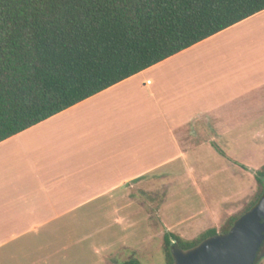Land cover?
<instances>
[{"label":"crops","instance_id":"0c3cea01","mask_svg":"<svg viewBox=\"0 0 264 264\" xmlns=\"http://www.w3.org/2000/svg\"><path fill=\"white\" fill-rule=\"evenodd\" d=\"M256 24L264 11L0 142V264H112L166 231L193 239L218 227L234 200L216 201L193 161L213 148L247 165L220 144L264 127V62L232 49ZM190 187L204 203L190 219H211L188 237L192 220L171 209ZM143 225L149 234L132 238ZM114 226L134 230L113 238Z\"/></svg>","mask_w":264,"mask_h":264},{"label":"trees","instance_id":"16d2710c","mask_svg":"<svg viewBox=\"0 0 264 264\" xmlns=\"http://www.w3.org/2000/svg\"><path fill=\"white\" fill-rule=\"evenodd\" d=\"M262 11L264 0H0V142ZM252 171L259 189L241 214L194 239L165 232V264L174 243L226 233L258 204L264 165Z\"/></svg>","mask_w":264,"mask_h":264},{"label":"rangeland","instance_id":"374dc122","mask_svg":"<svg viewBox=\"0 0 264 264\" xmlns=\"http://www.w3.org/2000/svg\"><path fill=\"white\" fill-rule=\"evenodd\" d=\"M256 25L257 26L255 27H248L243 29L242 32L235 34V41L233 42V45H231L232 49L237 50L240 54L247 52L251 59L258 57L260 59L259 63H257L259 66L262 62H264V24ZM228 39L230 40V37H228ZM224 43L225 42H221L220 44L223 46ZM237 132H242L240 144L221 143L220 145L226 153L247 164L246 167L249 169H244L240 165L241 163L236 160H231V162L236 163L239 166L236 168L234 165L233 167L229 164L230 161L228 158L223 157L213 148H210L208 151L203 150L202 153L199 154V159H194L195 163L193 161V166L196 168L198 166L201 167L202 170L208 169L210 173L209 184L211 185L209 187L213 194V198H215L216 201L221 200L222 198L234 200L233 202L226 203L221 223L218 227H216L217 229L221 227L222 223L230 215L241 214L248 203L255 198L259 187L257 181L254 183L255 175L252 170L259 169L264 165V127L257 129H239ZM255 136L256 138L254 139ZM178 167L180 166L178 165ZM239 173L243 175L238 176ZM187 193H190L189 198L186 196ZM147 194L148 193H146V201H152L153 199L151 196L148 197ZM164 194L165 193L160 192L158 195L159 199H162ZM158 201L159 200L157 199V201L153 204ZM173 202L174 204L171 211L173 216H176V220L181 218L185 219V221L192 220L190 219L192 213L199 209L196 207H204V203L199 198L193 187L186 189L185 192H176L173 196ZM148 210L151 213H156L157 209L152 205L148 206ZM210 219V215H208V213H204L199 215L197 219L186 223L184 227L189 226V228L185 229V232L188 234L186 236L191 237L196 235L198 233V231H196L198 223H209ZM98 221H100V219ZM137 228L138 229H135L137 236H132V238H143L149 234L147 232L148 227L146 225L139 226ZM127 229L128 231H124L119 228V226H114L109 229V235L116 238L121 235L130 234L131 231L129 230H134L128 226ZM162 244L163 237L154 236L150 243V247H138L137 249L131 248L121 250L116 256L111 258L112 264H120L123 261L132 258L139 260L141 264H165V254ZM258 264H264V243L259 253Z\"/></svg>","mask_w":264,"mask_h":264},{"label":"water","instance_id":"95a60500","mask_svg":"<svg viewBox=\"0 0 264 264\" xmlns=\"http://www.w3.org/2000/svg\"><path fill=\"white\" fill-rule=\"evenodd\" d=\"M264 243V196L226 233H218L183 249L174 243L173 264H255Z\"/></svg>","mask_w":264,"mask_h":264}]
</instances>
